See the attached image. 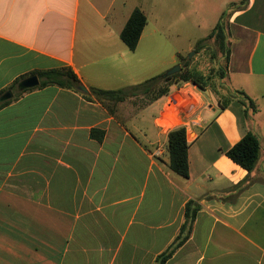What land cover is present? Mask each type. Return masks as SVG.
Segmentation results:
<instances>
[{"label":"crops","instance_id":"1","mask_svg":"<svg viewBox=\"0 0 264 264\" xmlns=\"http://www.w3.org/2000/svg\"><path fill=\"white\" fill-rule=\"evenodd\" d=\"M115 1L0 0V92L61 67L87 95L159 76L151 53L141 58L147 23L134 51L119 37L138 7L116 11ZM226 32L225 94L179 81L112 116L77 89L47 86L0 109V264H155L187 202L198 206L190 237L166 264H264V0L235 9ZM233 91L252 100L247 119ZM178 127L187 179L169 169L167 134ZM248 132L260 152L239 190L247 171L226 152Z\"/></svg>","mask_w":264,"mask_h":264},{"label":"trees","instance_id":"2","mask_svg":"<svg viewBox=\"0 0 264 264\" xmlns=\"http://www.w3.org/2000/svg\"><path fill=\"white\" fill-rule=\"evenodd\" d=\"M246 0H240L238 4H230L227 11H235L239 6H243ZM226 12H222L220 18L218 19L216 25L210 31L208 36L197 44L203 43L206 40H213L215 46L222 52L224 56V70L228 62L229 49L226 43ZM147 23L146 17L142 11L139 9H134L127 22L125 23L122 31L120 32V40L127 47L129 51H134L138 44L140 35L143 28ZM224 70L221 71V77L224 76ZM36 76L39 79L38 88H44L47 86H56L58 88L74 90L76 91L77 86L80 85L79 80L75 74L67 67H61L51 70H46L43 72H32L25 77ZM16 80L12 86L7 90L0 92L1 96L7 91H14L17 88L18 92L13 98L0 101V109L7 106L10 102L16 99L21 93L28 90H23L19 92L18 84L21 79ZM178 78L180 82L186 83L191 82L199 89L203 90L205 87L200 85L196 80H193L190 75L178 73L171 76H166L165 74L148 79L140 84L129 86L117 90H102L97 88H89V95H82L88 101L95 100L101 104V106L108 112V114L115 116L117 112V107L119 103L124 102L126 99L138 96V95H152V98L161 97L166 95L168 92L167 86L160 90L157 87L160 84H168L172 79ZM228 99L236 100L238 103L244 107V117L247 119V111H255V106L246 94L240 91L228 92ZM98 131L92 130L90 132L91 137H95ZM187 148L188 144L186 141V131L184 127H178L171 130L167 134V152L169 157V169L182 179L188 178V164H187ZM260 152L259 139L253 133H246L242 139L235 144L231 149L226 152V156L236 165L247 171V179L243 183H240L235 189L244 190L249 185L252 184L251 173L254 171L256 163L258 161ZM198 211V206L193 202H187L184 207V217L183 222L178 230V233L172 243L166 248L165 251L160 253L156 259L155 264H166L170 260L173 254L186 243L190 237L192 226L196 213Z\"/></svg>","mask_w":264,"mask_h":264},{"label":"rangeland","instance_id":"3","mask_svg":"<svg viewBox=\"0 0 264 264\" xmlns=\"http://www.w3.org/2000/svg\"><path fill=\"white\" fill-rule=\"evenodd\" d=\"M228 1L230 0H116L114 10H119L124 4L128 10L134 4L137 9L141 8L145 12L147 37L142 41L141 58L149 59L147 55L151 53L152 59L159 64L158 75L167 74L179 66V71L173 75H190L200 85L225 94L226 81L224 76L221 77V71L224 70L222 52L213 40H206L201 44L197 42L208 36L222 12H226L228 23L234 13L227 11L229 5L225 6ZM192 43L196 44L190 50ZM149 45H152V51ZM176 82H179L178 78L172 79L168 84H160L157 88L162 90ZM17 92L15 88L14 95Z\"/></svg>","mask_w":264,"mask_h":264},{"label":"water","instance_id":"4","mask_svg":"<svg viewBox=\"0 0 264 264\" xmlns=\"http://www.w3.org/2000/svg\"><path fill=\"white\" fill-rule=\"evenodd\" d=\"M180 69V67H176L175 69H173L171 72L165 74L166 76H171L173 75L174 73L178 72ZM39 85V81L37 79L36 76H31V77H28L26 79H24L23 81H21L19 84H18V88L23 91V90H29V89H33V88H36L38 87ZM77 90L84 94V95H87L88 94V90L82 86V85H78L77 86ZM11 97V94L10 92H7L2 99H9Z\"/></svg>","mask_w":264,"mask_h":264},{"label":"built area","instance_id":"5","mask_svg":"<svg viewBox=\"0 0 264 264\" xmlns=\"http://www.w3.org/2000/svg\"><path fill=\"white\" fill-rule=\"evenodd\" d=\"M160 153H161V151H160V149L158 148V149L155 150L154 155L157 156V155H159Z\"/></svg>","mask_w":264,"mask_h":264}]
</instances>
